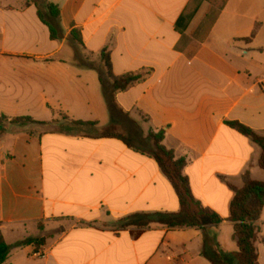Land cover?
<instances>
[{
    "label": "crops",
    "instance_id": "0c3cea01",
    "mask_svg": "<svg viewBox=\"0 0 264 264\" xmlns=\"http://www.w3.org/2000/svg\"><path fill=\"white\" fill-rule=\"evenodd\" d=\"M46 1L59 10L61 41L50 40L34 5L0 0V118L45 124L0 136V234L12 246L4 264H210L200 231L152 226L133 238L101 226L175 214L178 198L153 159L72 122L124 132L132 121L144 138L163 131L162 145L186 162L193 198L223 221L213 228L219 248L236 253L230 186L240 189L246 173L263 182L264 172L260 149L226 122L264 137V0H223L211 21L212 0ZM72 30L93 62L108 54L113 76H144L115 96L116 109L97 72L74 64ZM258 227L264 264V207Z\"/></svg>",
    "mask_w": 264,
    "mask_h": 264
},
{
    "label": "trees",
    "instance_id": "16d2710c",
    "mask_svg": "<svg viewBox=\"0 0 264 264\" xmlns=\"http://www.w3.org/2000/svg\"><path fill=\"white\" fill-rule=\"evenodd\" d=\"M26 1V6L32 4L37 9L38 19L48 29L50 40L61 41L63 34L59 25L58 8L46 0ZM37 1L42 4L38 5ZM196 1L193 0V4ZM196 11L197 7L194 6L192 11H187L181 15L175 25V29L178 32L185 30ZM67 41L75 52L74 64L97 72L101 91L109 109H116L114 98L117 94L126 92L144 79L143 75L134 73L119 77L113 76L109 56L105 51L99 54L97 63L93 62L89 56L84 54L81 37L76 30L70 32ZM146 75L148 76L149 73ZM43 125L45 124L36 122L29 117L16 118L9 122L2 117L0 118V136L9 131V129ZM71 125L77 129H87L96 126L95 123L84 122H72ZM226 125L260 149L257 165L264 172V137L257 135L238 122H226ZM113 128V126H110L102 129L98 138L118 139L129 148L153 159L162 175L172 186L179 202V211L175 214L132 215L118 222V230H128L133 238L139 237L152 226H161L174 231L197 230L200 231L202 237L201 257L210 264H257L255 244L259 232L258 223L264 207V181H253L249 174L246 173L241 178L242 187L240 189L230 186L233 191V198L229 206V218L227 221L233 227L237 252L233 254L224 253L219 248L216 235L213 232V228L218 227L223 221L212 211L203 208L193 198L188 180L183 174L186 162L184 159H176L173 152L162 145L164 132H152L145 138L152 144L151 151L145 152L134 147L127 137L111 134ZM11 249L12 246L7 245L0 234V264L6 262Z\"/></svg>",
    "mask_w": 264,
    "mask_h": 264
},
{
    "label": "rangeland",
    "instance_id": "374dc122",
    "mask_svg": "<svg viewBox=\"0 0 264 264\" xmlns=\"http://www.w3.org/2000/svg\"><path fill=\"white\" fill-rule=\"evenodd\" d=\"M223 0H212L210 3V9H209V13L207 15V18H208V21H211L217 14L221 4H222ZM38 5H41L42 3L40 1H37ZM36 9V8H35ZM37 11V9H36ZM60 121H63L62 119L61 120H57L58 123H61ZM122 124L124 125L122 128L124 129V132H122L121 129H112L111 131V134L113 135H125V137H127L129 139V141L131 142V144L134 146V147H137L138 149L140 150H143L145 152H149L151 151L152 149V144L150 143L149 140L145 139L144 137H142L141 133L139 132V128H138V125L137 123H133L131 121V127L132 128H128L126 127V124L125 122H122ZM27 128H31V129H34L35 127L33 126H28ZM71 129H75V131L77 132H80V133H83V134H88V135H100V131L102 129H97L96 131H89L90 128H87V129H76L74 128L73 126H71ZM95 134H94V133ZM126 133V134H125ZM119 221L117 222H105L103 223L101 226L104 227V228H108V229H111L113 231H118V227H119Z\"/></svg>",
    "mask_w": 264,
    "mask_h": 264
},
{
    "label": "built area",
    "instance_id": "2783aa9c",
    "mask_svg": "<svg viewBox=\"0 0 264 264\" xmlns=\"http://www.w3.org/2000/svg\"><path fill=\"white\" fill-rule=\"evenodd\" d=\"M259 87H260L261 91L264 92V83H260Z\"/></svg>",
    "mask_w": 264,
    "mask_h": 264
}]
</instances>
